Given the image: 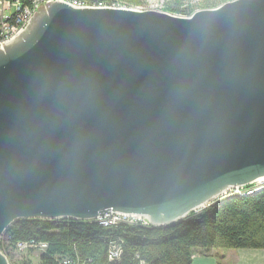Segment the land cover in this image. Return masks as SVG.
Listing matches in <instances>:
<instances>
[{
  "label": "water",
  "instance_id": "obj_1",
  "mask_svg": "<svg viewBox=\"0 0 264 264\" xmlns=\"http://www.w3.org/2000/svg\"><path fill=\"white\" fill-rule=\"evenodd\" d=\"M258 179L264 0H53L0 43V240L20 219L107 211L166 226Z\"/></svg>",
  "mask_w": 264,
  "mask_h": 264
},
{
  "label": "trees",
  "instance_id": "obj_2",
  "mask_svg": "<svg viewBox=\"0 0 264 264\" xmlns=\"http://www.w3.org/2000/svg\"><path fill=\"white\" fill-rule=\"evenodd\" d=\"M226 1L229 0H163L162 9L190 15L197 9L216 7ZM78 2L136 7L146 1ZM251 187H244L246 194L228 195L166 226L121 224L105 228L95 220L20 219L6 229L0 250L10 264H60L63 257L79 264H191L195 253L208 254L211 249H264V185ZM30 238L47 243L37 261L23 254L15 255L17 242ZM111 239H122L120 262L108 261L106 253Z\"/></svg>",
  "mask_w": 264,
  "mask_h": 264
},
{
  "label": "built area",
  "instance_id": "obj_3",
  "mask_svg": "<svg viewBox=\"0 0 264 264\" xmlns=\"http://www.w3.org/2000/svg\"><path fill=\"white\" fill-rule=\"evenodd\" d=\"M53 1V0H0V43L7 41L14 35H16L22 27L28 21L31 13L41 4ZM68 2L74 6L78 5V0H58ZM264 179H258L254 183L258 185ZM251 186H239L233 189H239ZM232 189V190H233ZM97 219H101L102 223H105V228H112V226H118L121 224H140L148 223L144 218L135 215H125L116 213L113 211H107L100 215ZM47 243L37 241L34 238H30L26 241H19L16 244V248L20 251L38 250L42 251L46 248ZM122 255V239H111L108 244L107 257L118 258L119 262ZM60 264H79L74 263L71 259L63 257L60 260Z\"/></svg>",
  "mask_w": 264,
  "mask_h": 264
},
{
  "label": "crops",
  "instance_id": "obj_4",
  "mask_svg": "<svg viewBox=\"0 0 264 264\" xmlns=\"http://www.w3.org/2000/svg\"><path fill=\"white\" fill-rule=\"evenodd\" d=\"M220 254L223 258L217 257L216 252L209 255L197 252L191 264H264V249H225Z\"/></svg>",
  "mask_w": 264,
  "mask_h": 264
},
{
  "label": "rangeland",
  "instance_id": "obj_5",
  "mask_svg": "<svg viewBox=\"0 0 264 264\" xmlns=\"http://www.w3.org/2000/svg\"><path fill=\"white\" fill-rule=\"evenodd\" d=\"M78 1H81V0H78ZM145 1H146L145 2V5H143V6H136V7L140 8V9H153V10H161V11L163 10L162 9V2H163V0H145ZM78 5H88V4H86L84 2H78ZM101 5L102 4H100V6ZM104 5H106V4H104ZM113 5H117V4H113ZM107 7H111V6H107ZM259 184H264V181L260 182ZM251 186H257V185L254 183V185L251 184ZM229 193L230 192L228 191V192H226L225 195H227ZM95 221H97L99 223V219H96ZM141 225H143V224H141ZM225 249L226 248L211 249L208 254H203V255H209L210 253H215L216 252L218 254V255H216L217 257L223 258L220 253H221L222 250H225ZM229 249H231V248H229ZM238 249H243V248H238ZM246 249H253V248H246ZM39 253H40V251H38V250H34V251H20L17 248L15 249V255L23 254V255L29 256V258L32 259V261H37L38 260V254Z\"/></svg>",
  "mask_w": 264,
  "mask_h": 264
},
{
  "label": "bare ground",
  "instance_id": "obj_6",
  "mask_svg": "<svg viewBox=\"0 0 264 264\" xmlns=\"http://www.w3.org/2000/svg\"><path fill=\"white\" fill-rule=\"evenodd\" d=\"M79 6H97V7H107V6H112V7H115V6H126V5H104V4H102L101 6H100V4L99 5H79ZM264 184H258L257 186H263ZM252 189H254V186H252L251 187ZM246 188H239V189H233V190H230L229 192V194H227V195H225V196H223V197H220L219 199H221V198H224V197H226V196H228V195H231V194H246ZM218 199V200H219ZM96 220V219H95ZM94 221V220H93ZM99 224L100 225H102V226H104L105 227V223H102V221H101V219H99ZM140 224H143V225H149V226H151L150 224H148V223H140ZM112 227H116V226H112ZM107 254V253H106ZM108 258V261L110 262V263H115V262H118L119 261V259L118 258H111V259H109V257H107ZM74 260V259H73Z\"/></svg>",
  "mask_w": 264,
  "mask_h": 264
}]
</instances>
